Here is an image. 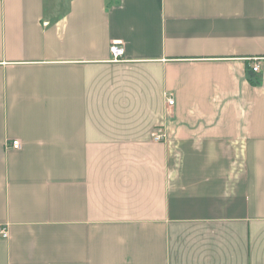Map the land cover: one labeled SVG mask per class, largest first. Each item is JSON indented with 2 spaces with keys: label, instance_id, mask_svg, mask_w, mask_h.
<instances>
[{
  "label": "crops",
  "instance_id": "crops-1",
  "mask_svg": "<svg viewBox=\"0 0 264 264\" xmlns=\"http://www.w3.org/2000/svg\"><path fill=\"white\" fill-rule=\"evenodd\" d=\"M1 230L0 264H264V0H0Z\"/></svg>",
  "mask_w": 264,
  "mask_h": 264
},
{
  "label": "built area",
  "instance_id": "built-area-1",
  "mask_svg": "<svg viewBox=\"0 0 264 264\" xmlns=\"http://www.w3.org/2000/svg\"><path fill=\"white\" fill-rule=\"evenodd\" d=\"M109 52H110V56H111V60L113 62H120L123 57H124V47L122 46V43L121 42H118V41H114L111 43L110 45V49H109ZM252 64H251V70L253 72H259L260 70V65H259V61L258 59H252ZM167 101V104L168 106H172L173 105V100L168 98L166 99ZM153 140L154 141H162L163 140V136L161 134L159 135H154L153 136ZM20 142L18 140H14L11 142V148L14 149V150H18L20 149ZM0 235L2 238H7L8 237V233L7 231H3L1 230L0 231Z\"/></svg>",
  "mask_w": 264,
  "mask_h": 264
}]
</instances>
